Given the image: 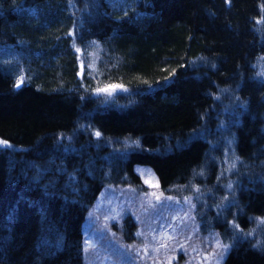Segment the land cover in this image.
I'll use <instances>...</instances> for the list:
<instances>
[{"label": "trees", "instance_id": "16d2710c", "mask_svg": "<svg viewBox=\"0 0 264 264\" xmlns=\"http://www.w3.org/2000/svg\"><path fill=\"white\" fill-rule=\"evenodd\" d=\"M0 45L36 61L16 87L0 60V264H84L93 201L144 191L137 164L201 194L221 264H264V235L244 234L264 218V0H0Z\"/></svg>", "mask_w": 264, "mask_h": 264}, {"label": "rangeland", "instance_id": "374dc122", "mask_svg": "<svg viewBox=\"0 0 264 264\" xmlns=\"http://www.w3.org/2000/svg\"><path fill=\"white\" fill-rule=\"evenodd\" d=\"M91 46L85 45L76 51L79 73L85 78L94 70L97 59L98 49ZM0 60L7 70L24 72L20 79L32 73L28 69L36 62L21 51L2 45ZM109 85L103 84L100 88ZM120 89L95 91L96 96L109 101ZM228 161L229 153L224 155L226 172ZM134 167L144 191L106 184L93 201L82 224L84 264H221L227 246L208 225L200 231L195 220L194 205L203 200L201 194L195 200L166 195L158 188L157 178L149 166ZM128 214L131 224L124 226L123 219ZM254 220V225L244 234L259 240L264 235V218Z\"/></svg>", "mask_w": 264, "mask_h": 264}, {"label": "snow or ice", "instance_id": "6c2138e0", "mask_svg": "<svg viewBox=\"0 0 264 264\" xmlns=\"http://www.w3.org/2000/svg\"><path fill=\"white\" fill-rule=\"evenodd\" d=\"M20 83H23V78H21L20 81L16 84V87H19ZM117 87H122V86H120V85H109L108 87H105V88H98L97 91L98 92H108L110 89L114 90ZM96 135L99 136L100 133L97 132ZM0 143H5V142L0 141Z\"/></svg>", "mask_w": 264, "mask_h": 264}]
</instances>
